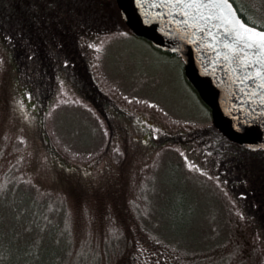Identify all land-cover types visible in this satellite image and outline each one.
Returning <instances> with one entry per match:
<instances>
[{
	"label": "rangeland",
	"instance_id": "obj_1",
	"mask_svg": "<svg viewBox=\"0 0 264 264\" xmlns=\"http://www.w3.org/2000/svg\"><path fill=\"white\" fill-rule=\"evenodd\" d=\"M237 1L264 21V0ZM82 43L86 74L26 58L39 81L32 93L0 38L4 263L264 264V225L247 214L249 200L193 145L160 139L210 122L181 59L131 32Z\"/></svg>",
	"mask_w": 264,
	"mask_h": 264
},
{
	"label": "water",
	"instance_id": "obj_2",
	"mask_svg": "<svg viewBox=\"0 0 264 264\" xmlns=\"http://www.w3.org/2000/svg\"><path fill=\"white\" fill-rule=\"evenodd\" d=\"M116 3L133 34L180 55L186 80L207 105L213 126L225 138L253 150L264 149V53L236 42L232 26L222 18L228 9L212 6L219 0ZM228 3L242 23L264 31L245 22L232 1Z\"/></svg>",
	"mask_w": 264,
	"mask_h": 264
},
{
	"label": "trees",
	"instance_id": "obj_3",
	"mask_svg": "<svg viewBox=\"0 0 264 264\" xmlns=\"http://www.w3.org/2000/svg\"><path fill=\"white\" fill-rule=\"evenodd\" d=\"M231 1L245 22L264 29V21L250 17L249 10L241 9L237 0ZM115 32L132 33L121 17L116 0H0V38L9 47L11 57L14 53L21 57L24 67L20 76L28 81L32 93L38 90L39 81L25 67L26 58L39 55L46 63L51 61L56 72L64 73L66 77L86 74L82 42L94 33ZM169 53L181 59L178 53ZM196 95L199 98L197 92ZM204 105L210 121L207 125L185 131L179 137L168 131L167 137L160 139L193 145L197 156L202 157L211 170L214 165L220 171L216 174L229 190L249 200L250 205L245 208L247 214L254 219L258 217L264 225V149L253 150L229 141L213 126L209 108ZM104 117L112 124L114 118L106 111ZM53 149L52 146L49 154L52 155ZM51 158L58 168L63 167L62 162ZM94 163L98 164V161ZM261 194L263 197L259 198ZM252 198L262 202V206L255 204ZM7 253V250L0 251V264H8L4 263ZM19 258L27 263L30 261L26 251L20 252Z\"/></svg>",
	"mask_w": 264,
	"mask_h": 264
},
{
	"label": "snow or ice",
	"instance_id": "obj_4",
	"mask_svg": "<svg viewBox=\"0 0 264 264\" xmlns=\"http://www.w3.org/2000/svg\"><path fill=\"white\" fill-rule=\"evenodd\" d=\"M180 2L181 0H177V3ZM195 6L198 7L199 5ZM212 6L228 9V15H223L222 13L223 22L232 26L237 43L243 44L244 48L258 49V54L264 53V31H257L254 27H250L237 19L235 13L231 10V5H229L228 0H219V3L213 4ZM225 47L230 46L226 44Z\"/></svg>",
	"mask_w": 264,
	"mask_h": 264
},
{
	"label": "flooded vegetation",
	"instance_id": "obj_5",
	"mask_svg": "<svg viewBox=\"0 0 264 264\" xmlns=\"http://www.w3.org/2000/svg\"><path fill=\"white\" fill-rule=\"evenodd\" d=\"M155 258V256H151V259H149L147 262H150L152 261V263L156 264V260H153ZM160 261L162 262V260L160 259ZM145 263V264H148V263ZM140 264H144V262L140 263ZM161 264V263H160Z\"/></svg>",
	"mask_w": 264,
	"mask_h": 264
}]
</instances>
